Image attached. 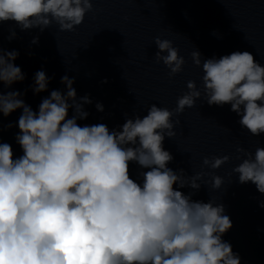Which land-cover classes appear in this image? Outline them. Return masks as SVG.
<instances>
[{
    "label": "clouds",
    "instance_id": "clouds-1",
    "mask_svg": "<svg viewBox=\"0 0 264 264\" xmlns=\"http://www.w3.org/2000/svg\"><path fill=\"white\" fill-rule=\"evenodd\" d=\"M93 8L92 0H0V23L14 22L21 31L40 32L55 21L61 31L80 25ZM7 39L17 38L14 28ZM32 44L39 43L33 37ZM155 60L169 69V78L183 70L184 57L167 39L156 37ZM17 50L0 49V82L5 88L23 82L14 63ZM192 62L202 71V88L187 82L175 109L152 104L146 115L126 116L110 129L104 123L81 126L89 112V95L77 96L74 78L65 75V91L52 90L34 111L20 91L0 93L5 118L22 110L15 123L12 146L0 142V264H241L223 236L233 227L223 203L194 200L206 173L189 176L168 165L174 157L165 138L176 135L174 116L203 98L209 106L230 105L242 129L264 134V65L249 51ZM50 77L42 69L31 90H48ZM107 83V79L102 81ZM95 108L104 111L102 102ZM72 115L69 116V111ZM244 157L233 172L240 184L251 182L264 194V147L255 153L237 148ZM241 159V157H237ZM229 156L205 157L203 165L219 169ZM138 166L133 177L130 165ZM224 180L212 175L211 187ZM189 188L187 194L182 191ZM264 208V200L258 202Z\"/></svg>",
    "mask_w": 264,
    "mask_h": 264
},
{
    "label": "water",
    "instance_id": "water-1",
    "mask_svg": "<svg viewBox=\"0 0 264 264\" xmlns=\"http://www.w3.org/2000/svg\"><path fill=\"white\" fill-rule=\"evenodd\" d=\"M93 8L83 22L71 31H61L53 23L40 32L38 28L21 31L14 22L0 23V49L17 50L14 62L26 78L11 88L0 82V93L20 91L34 111L52 90H66L61 84L65 75L74 78L78 97L89 95L93 100L85 105L89 116L78 121L81 126L104 123L110 129L122 125L126 116L146 115L156 104L175 109L177 99L188 89V81L202 88V71L192 62L191 53L199 50L204 58H219L234 51H249L264 65V0H92ZM14 28L17 38L7 39ZM38 44H32L33 37ZM156 37L170 40L184 57L183 70L169 78V69L157 63ZM44 70L50 83L48 90L34 94L31 90L34 74ZM107 79V83H102ZM102 102L104 111L95 108ZM22 110L5 118L0 113V142L9 143L15 156L22 150L15 142L18 127L4 130V126L18 121ZM72 111H69V116ZM179 120L176 135L165 138L164 148L173 155L169 167L183 169L189 176L204 172L194 200L208 202L210 198L223 203L233 227L223 236L233 251L241 257V264H264V208L258 202L264 194L251 182L240 184L234 167L245 158L237 148L255 153L264 147V134L253 136L242 129L239 117L223 107L209 106L202 99L192 108L174 116ZM229 156L219 169L203 165L205 157ZM241 159H237V157ZM135 177L139 171L130 165ZM212 175H219L224 185L211 187ZM186 194L192 191L185 188Z\"/></svg>",
    "mask_w": 264,
    "mask_h": 264
}]
</instances>
